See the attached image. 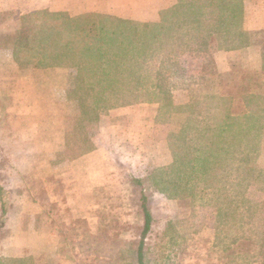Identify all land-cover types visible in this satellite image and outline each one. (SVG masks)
<instances>
[{"label": "rangeland", "instance_id": "374dc122", "mask_svg": "<svg viewBox=\"0 0 264 264\" xmlns=\"http://www.w3.org/2000/svg\"><path fill=\"white\" fill-rule=\"evenodd\" d=\"M123 7L79 16L38 11L28 22L18 15L4 17L15 23L7 24L6 33L1 30V55L12 51L23 66L58 67L54 75L68 78L72 98L49 100L48 93L59 97L61 92L23 80L33 74L25 69H8L5 91L0 86V113L7 115L0 117V184L11 188L2 193L8 226L6 221L1 225L0 195V264H136L145 225L142 193L153 218L143 246L146 264H229L237 244L246 251L234 264H262L258 251L264 232V66L248 69L249 63L235 56L229 71L220 73L221 60L210 50L225 40L227 47L234 46L228 33L238 31L237 22H202L196 54H164L161 38L168 43V36H187L188 30L179 23L161 27V14L127 19ZM136 7L131 17L140 14ZM203 7L198 18L205 19L209 15ZM119 20L149 25L151 49L143 51L158 56L142 59L137 38ZM189 41L186 38L180 51ZM262 41L264 45V37ZM256 60L250 63L259 65ZM15 75L21 78L19 86ZM90 83L113 84L121 92L106 103L101 93L96 99L84 94ZM134 86L133 94L127 92ZM218 90L236 99L230 112L240 118L238 124H227L229 143L212 156L205 150L202 119L215 115ZM161 91L174 97L172 109L161 108ZM191 108L202 121L192 120ZM181 115L189 124L184 141ZM208 125H213L211 120ZM36 129L45 134L33 139ZM13 130L20 132L17 142L25 149H4L3 141ZM47 130L66 142L36 149ZM185 144L188 158L183 161H188L178 163ZM176 162L175 169L163 171ZM206 165L211 167L208 173L203 172ZM83 173L93 180L85 188L78 181ZM232 212H240L245 225L238 227L232 220L223 225ZM237 236L239 242H232ZM12 255H19L18 260L8 261Z\"/></svg>", "mask_w": 264, "mask_h": 264}, {"label": "crops", "instance_id": "0c3cea01", "mask_svg": "<svg viewBox=\"0 0 264 264\" xmlns=\"http://www.w3.org/2000/svg\"><path fill=\"white\" fill-rule=\"evenodd\" d=\"M108 0H0V33L3 30V33H6L7 31V24L10 25L13 21V19H8L7 22L4 19V17L7 15H18L20 18L24 17V21L27 19L30 20L35 13L38 11H49L50 13H64L69 12L73 15H80L86 12L94 13L101 11L103 12H117L121 11L119 8L124 6L126 9V13H129L127 19H137L141 20L140 15L143 13L142 17L146 16L147 14L153 15L154 18H157L156 16L160 17L159 14H161V26L163 27L166 23H168L170 26L173 24L179 23L180 28H183L184 30H188V35L183 36V38L186 40V38L190 39V45L186 50H181L180 53L187 54V55H193L197 53L198 50V27L199 23H204L207 21V18L205 19H199L198 18V11L199 6H205L209 7V4H214V0H112L110 2H107ZM201 1V2H200ZM215 4L218 5H226L227 8L225 9V12L220 19L221 21H232L233 24L237 22L238 24V31L230 32L228 33L229 36L233 37V44L232 47L227 46H219L216 50H210L212 51L211 54L215 55V58L218 60H221L222 67H220V73H226L229 71V66L232 64L231 59L235 56L241 57L242 64L249 63L250 67L248 69H255L259 67L258 69H261L260 67L264 66V45L263 41L262 44L260 42V39L264 37V0H217L215 1ZM133 6H139L136 7L137 11L140 12V14L135 17H131V12ZM123 7V8H124ZM113 8V9H111ZM117 10V11H116ZM123 13V12H122ZM64 16V15H63ZM130 16V17H129ZM210 16V15H209ZM210 21V19L208 20ZM6 22V23H5ZM176 22V23H175ZM163 24V25H162ZM202 26V24L200 25ZM204 26V25H203ZM207 26V25H206ZM201 31L202 28L200 29ZM223 30L222 28L220 29ZM228 32V31H227ZM212 33V32H211ZM209 34V33H208ZM208 34H202L204 37H208ZM212 35V34H209ZM260 38V39H258ZM251 39H254L253 43H251ZM193 42V44L191 43ZM207 47V45L205 46ZM12 52V51H11ZM11 52L5 53V55H1L2 50L0 49V86L3 88L5 86V78L8 75V69H12L14 71H18L21 69L28 70L29 72H32L33 74H28L25 77L21 78L26 81L33 82L35 80L36 84L42 85L44 87V90H46L48 87L50 90L48 91H55L59 90L60 92H57V94L60 93L59 97H54V93H48L50 96L48 97L51 101H66L67 99H71V95L68 94L70 88L72 87L70 85V82L68 78L65 76V79L56 78L53 71H56L59 69L58 67H52V65H45V66H37V65H27L23 66L20 62V60L16 59L14 57V54ZM258 60L255 61V63L259 65L253 66L250 62L252 58H255ZM7 69V70H5ZM65 68H61L60 70H64ZM60 77V76H59ZM21 78H17V75L13 76V80L15 79L16 86H19L17 83V80H21ZM34 78V79H33ZM57 80L58 82L55 84L53 81ZM6 89L5 87L2 89V91ZM5 91V90H4ZM12 91V90H11ZM38 90H36L37 92ZM9 93L10 90H9ZM58 96V95H57ZM28 100V99H26ZM6 111H3L0 113V117H6ZM43 132L41 129H36V133H32V138H36L37 135ZM60 132H63L61 130ZM19 133L16 130L11 131L8 134V137L5 141L7 145L5 146L4 143L2 144L4 149L8 150H16V149H25V147H20L19 143L17 142V138H19ZM44 133V132H43ZM12 134V135H11ZM45 134V133H44ZM65 135L68 134L65 132ZM46 138L45 141H41L42 143L36 142L40 144V146H36L37 148L42 147V149H45L48 144H54V142L59 144H64L66 140L64 141L58 134L55 135L54 131L51 133L49 130L46 132ZM51 137V138H49ZM31 138V142H32ZM49 138V140H48ZM2 141V140H1ZM43 144V146H42ZM95 144V145H94ZM93 144V149L95 151L98 149L97 143ZM2 149V147H1ZM54 163L53 161L51 164ZM47 164V162H45ZM99 167H101V164L98 162ZM87 173H83L79 178L78 181L80 184L85 188L87 186L88 182L93 181ZM95 179V178H94ZM99 179V178H98ZM1 185V184H0ZM4 190H6L8 193L11 188L5 187L3 184L1 185ZM80 188V187H78ZM3 193V192H2ZM0 193V195L2 194ZM45 196H49L46 193L45 190ZM8 196V195H7ZM6 196V197H7ZM79 196H82L79 195ZM3 198V201H1V208H2V214L1 215V225H4L7 216V203L4 200L3 194L1 195ZM52 198V197H51ZM60 206V205H59ZM53 213V211H52ZM6 225L8 222L6 221ZM0 225V229H3ZM8 226V225H7ZM3 255H0V258H2ZM6 257V256H4ZM19 255H12L8 257V261H14L16 258H18ZM18 260V259H16ZM6 264V262H4Z\"/></svg>", "mask_w": 264, "mask_h": 264}, {"label": "trees", "instance_id": "16d2710c", "mask_svg": "<svg viewBox=\"0 0 264 264\" xmlns=\"http://www.w3.org/2000/svg\"><path fill=\"white\" fill-rule=\"evenodd\" d=\"M215 1H217V0H214V4H213V2H212V4H209L208 8L205 7V6L202 8L207 13V15H210V16L206 17L207 21H205L203 23L205 25H208V22H209L208 20L209 19H210V21H213V22L214 21L216 22L218 19H221L223 14H224V12H225V9L227 8L226 5L215 4L216 3ZM55 14L64 15L65 13H61L60 12V13H55ZM199 19H201V18H199ZM202 19H204V18H202ZM119 21H121V20H119ZM121 22L124 23L123 27L127 28V29H129V31L133 32L134 33V38H137L136 39L137 40V44L140 45V47H139V49L137 51L138 52L141 51L139 53V55H140V57L142 59H144L145 57L148 58V56L150 57V56H152L154 54H156L158 56L159 52L155 53V52L150 51V53H147L148 51L147 52L143 51L144 49H151L150 46L148 47V44L150 42H149V40L147 38L148 33L146 32V31H148V26L149 25H147V24L145 25L144 23L131 21V20H125V22L124 21H121ZM198 25L200 26L201 23H199ZM179 28H180V25H179ZM161 30H162V28H161ZM113 32L116 33L115 30H113ZM121 33H124V31L121 32ZM75 36H77V35H75ZM153 36H156V35H153ZM173 36H175V35H173ZM118 37H121V36H118ZM167 39H169L168 40L169 42L165 43L164 42L165 39L161 38V52H163L164 54H169V53L178 54V53H180V49H181L180 45H182L183 42H186V40H184L182 34L176 35L175 38H171V37L168 36ZM173 39H175V40H173ZM231 41H233V39ZM226 42H227L226 40L224 42H222L221 46H223V45L226 46L227 45ZM219 43H220V41H219ZM139 70L146 71L147 69L139 68ZM178 70L179 69H176L177 72H178ZM136 86L131 87V89L128 90L127 92H130V94H133V92L136 90ZM94 88H95V92H93ZM120 92H121V90H118L117 87L114 86L113 84L112 85L111 84H105L103 86V85H100V84L90 83L89 85H87L85 87V90H84V94H86L89 98L91 97L93 99H96L97 98V94L101 93V96L103 97V99L105 100L104 102H106V103H109L108 101H112L113 102V100H115V98L118 96V94ZM218 93H219V95H217L218 98H217V101H216L217 104L215 105L217 111L215 112V115H211L209 113L208 115H204L205 119H202V120L206 121V122L203 123V124H205L204 128L206 129L205 132L203 133V135H207L206 136L205 150L209 151L210 154H212V156H215V153L217 151L222 150L223 147L225 146L224 145L225 143L226 144L229 143V139H227V136H226L227 135L226 133H227L228 127H229V125H227V124H230V125L231 124H238V121H239V118H240V116H238L236 113H231L230 112V108L233 105V103L236 101V99L233 98V97L224 96L223 94H221L219 92V90H218ZM250 96H252V98L255 97V95L254 96L250 95ZM248 97H249V95H248ZM174 100H175L174 97H171L170 93L167 94V95L166 94L164 95V92L161 91V108L162 109H165L167 106L172 109ZM224 103H225V105H224ZM114 105L115 104H112L110 106H114ZM191 112L192 113L194 112V110L192 108H191ZM191 117H193L192 120L193 119H197L199 121V119H200L199 114H195L194 115V113H193V115H191ZM191 117L189 116L188 119L191 120ZM179 118H180V122L179 123H181V128H182L181 132H180V135L183 136L182 139L184 141V139H185V137L187 135V134L184 133V130H186L185 128L188 127L189 124H188V126L186 125V119L184 120L182 118V115L179 116ZM210 120L212 121L213 125L209 126L208 123H209ZM230 142H232V140ZM185 148H186V144L184 146L183 145L180 146L179 153L177 154V157H178L177 159L180 160V161H178V163H181V160H182V162H187L188 161V160L187 161H183L184 159L188 158V155L184 152ZM206 163L207 164H211L208 161L204 162V164H206ZM176 164H177V162L173 163L172 165L164 168L163 171L164 170L166 171V170H168L170 168L175 169L174 166H176ZM210 168L211 167H208L206 165L205 167H203V172L204 173H208ZM136 181L138 183L142 182L139 179H137ZM4 191H6V190H4V188L0 185V193H2ZM191 195H192V193L189 194V195H183V198H186V196H191ZM141 199L143 201V205H144V208H145L143 210L144 214H145V222H144L145 225H144V228L142 230L141 239H140L138 248L136 249V264H146L145 263V256H144L145 254H144V251H143V246L145 244L146 234L149 232V230L151 228V221L153 219L152 215H151V210H148L145 207V204L147 203V199H146V196L144 195V193H142ZM225 212H228V211H222V214H224ZM236 214H239V217L238 216L235 217ZM2 215H4V214H2ZM225 217H226V220L223 221V225L224 224L227 225L229 220H232L234 223L237 222L238 227L239 226L241 227L242 224H244V222H245V219H244L243 215H241L240 212H232V215H230V213H227V215ZM260 236H261L262 240L260 242V249H259L258 252L262 256L261 262H262V264H264V232ZM239 238L240 237L237 236V239L233 240L232 242H239ZM228 246H230V245H228ZM238 246H239V244H237V249H232L231 250V252H230V254H231L230 257L231 258H230L229 264H234V262L235 263H239L240 262V257H239L240 254H244L243 250L246 251L245 249H242L241 247H238ZM235 255H237V257ZM244 258L245 257H241V260H242L241 262H245Z\"/></svg>", "mask_w": 264, "mask_h": 264}]
</instances>
